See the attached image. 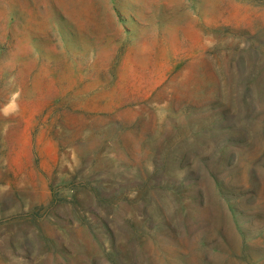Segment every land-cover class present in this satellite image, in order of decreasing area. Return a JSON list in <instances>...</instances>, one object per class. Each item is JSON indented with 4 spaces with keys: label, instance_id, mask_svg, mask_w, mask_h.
I'll return each mask as SVG.
<instances>
[{
    "label": "rangeland",
    "instance_id": "374dc122",
    "mask_svg": "<svg viewBox=\"0 0 264 264\" xmlns=\"http://www.w3.org/2000/svg\"><path fill=\"white\" fill-rule=\"evenodd\" d=\"M0 264H264V0H0Z\"/></svg>",
    "mask_w": 264,
    "mask_h": 264
},
{
    "label": "trees",
    "instance_id": "16d2710c",
    "mask_svg": "<svg viewBox=\"0 0 264 264\" xmlns=\"http://www.w3.org/2000/svg\"><path fill=\"white\" fill-rule=\"evenodd\" d=\"M223 197H224V196H223ZM201 244H202V245H204V243H203V242H201Z\"/></svg>",
    "mask_w": 264,
    "mask_h": 264
}]
</instances>
